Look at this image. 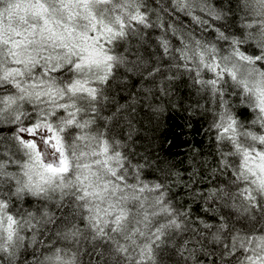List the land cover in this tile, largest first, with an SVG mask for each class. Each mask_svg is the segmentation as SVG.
Listing matches in <instances>:
<instances>
[{
  "label": "clouds",
  "instance_id": "clouds-1",
  "mask_svg": "<svg viewBox=\"0 0 264 264\" xmlns=\"http://www.w3.org/2000/svg\"><path fill=\"white\" fill-rule=\"evenodd\" d=\"M0 264H264V0H0Z\"/></svg>",
  "mask_w": 264,
  "mask_h": 264
}]
</instances>
